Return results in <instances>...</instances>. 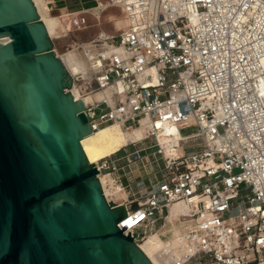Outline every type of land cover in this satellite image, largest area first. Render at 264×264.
<instances>
[{
  "label": "built area",
  "instance_id": "built-area-1",
  "mask_svg": "<svg viewBox=\"0 0 264 264\" xmlns=\"http://www.w3.org/2000/svg\"><path fill=\"white\" fill-rule=\"evenodd\" d=\"M93 1L121 8L130 25L92 43L89 75L71 74L75 99L102 94L84 101L92 130L146 121L147 137L170 124L182 148L190 142L177 158L156 146L159 178L135 188L120 171L144 149L123 147L94 163L99 179L114 175L127 193L112 202L140 205L118 227L140 245L172 221L182 245L160 249L161 264H264V0ZM178 205L184 210L170 220Z\"/></svg>",
  "mask_w": 264,
  "mask_h": 264
},
{
  "label": "water",
  "instance_id": "water-1",
  "mask_svg": "<svg viewBox=\"0 0 264 264\" xmlns=\"http://www.w3.org/2000/svg\"><path fill=\"white\" fill-rule=\"evenodd\" d=\"M72 86L33 0H0V264H160L118 227L140 205L105 196Z\"/></svg>",
  "mask_w": 264,
  "mask_h": 264
},
{
  "label": "rangeland",
  "instance_id": "rangeland-1",
  "mask_svg": "<svg viewBox=\"0 0 264 264\" xmlns=\"http://www.w3.org/2000/svg\"><path fill=\"white\" fill-rule=\"evenodd\" d=\"M52 1L53 2L50 0L48 5L50 15L57 17L62 16L67 27V30L57 28L56 33L52 37L54 51L58 57H62L69 50L73 49L75 47V43H89L88 40L92 39L95 35L97 37L101 33L107 35H118L127 26L125 14L119 7L110 6L104 10H96L97 5L93 0ZM83 46H81L79 49H81ZM194 131H196L195 127L183 130L181 131V134L184 136ZM155 144V137L146 136L140 141L129 143L128 146L124 148L125 151L133 150V147L144 149L143 153L141 154V160L134 161L131 164H122L124 170L122 169L120 174L121 181L125 186L135 188V184L141 179L148 184L155 183L158 180L159 171L163 166V160L160 155L156 154L157 148ZM189 144L190 142L184 143L183 148L187 150ZM235 172H238V170H235ZM111 176L113 177L114 181H117L116 176ZM107 188L110 190L108 196H106L107 199L114 201L126 199L127 193L123 189L124 198H118L117 195L111 192L112 189L109 188V186ZM168 232L171 236L169 240L163 241L161 239L165 243L170 242L175 237L181 236L177 230L170 229V231H168L165 228L160 229L159 231H153L152 233L160 237L161 234H168ZM156 260L160 263L158 258Z\"/></svg>",
  "mask_w": 264,
  "mask_h": 264
},
{
  "label": "bare ground",
  "instance_id": "bare-ground-1",
  "mask_svg": "<svg viewBox=\"0 0 264 264\" xmlns=\"http://www.w3.org/2000/svg\"><path fill=\"white\" fill-rule=\"evenodd\" d=\"M33 2L37 8L40 18L46 25L49 35L53 37L57 27H59V18L57 16L50 15V10L48 8L50 2L47 0H33ZM126 25V28L121 33L125 32L129 28L130 22L128 19ZM113 36L101 33L92 43L109 39ZM92 43L86 44L81 49L78 47L71 49L62 57H60L71 74L75 75L76 73L84 72L89 75L91 72L92 62L88 60V56L89 51L93 48ZM75 96L77 97L78 95ZM100 98H102V94L95 93L86 97L84 101L86 103H91L94 100H98ZM158 126L162 128L156 133L155 142L156 146L162 149L164 156L177 158L183 155L184 151L180 143L182 136L179 133L178 127L176 125L170 124H159ZM150 128V125L146 121H142L140 127L125 130L118 124L107 125L99 128L96 131H93L90 135L82 139L81 145L89 162L96 163L103 158L113 155L121 148L128 146L129 143L142 140L144 137L148 136ZM100 180L105 196H108V193L110 192V190L107 188L109 186V188L112 189L111 192L113 194L117 195L118 198H124V192L121 186L115 183L111 175H100ZM182 210H184V207L179 205L174 206L171 210V215L169 216L170 220L173 219L172 217L175 216V214ZM165 229L168 231H170V229L177 230L180 233V230L175 224H173L172 221L170 225L165 227ZM151 236L158 240L161 243V246L147 254L149 258L155 256V259H157V252L164 246L168 245L174 248H179L182 245V235L175 237L168 243L163 242L159 236L153 233L149 234L145 240Z\"/></svg>",
  "mask_w": 264,
  "mask_h": 264
},
{
  "label": "crops",
  "instance_id": "crops-1",
  "mask_svg": "<svg viewBox=\"0 0 264 264\" xmlns=\"http://www.w3.org/2000/svg\"><path fill=\"white\" fill-rule=\"evenodd\" d=\"M49 2H50V0H48ZM98 9H105V7L103 6V5H100V7H97L96 8V10H98ZM59 18V27H57V28H61V29H63V30H67V27H66V24H65V21L63 20V17L61 16H59L58 17ZM55 33H56V31H55ZM105 35H107V34H105ZM110 36H113V35H110ZM97 37H96V35L92 38V39H90V40H88L89 41V43H86V44H91L95 39H96ZM91 41V42H90ZM86 44H77V43H75V47L74 48H76V47H78V48H80L81 46H83V45H86ZM73 48V49H74ZM140 181H144V180H140ZM145 182V181H144ZM132 188V187H131Z\"/></svg>",
  "mask_w": 264,
  "mask_h": 264
}]
</instances>
